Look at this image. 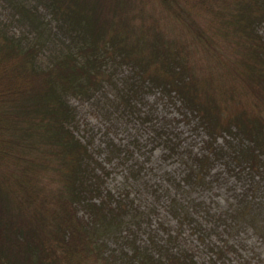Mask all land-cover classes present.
I'll return each instance as SVG.
<instances>
[{
	"label": "trees",
	"instance_id": "16d2710c",
	"mask_svg": "<svg viewBox=\"0 0 264 264\" xmlns=\"http://www.w3.org/2000/svg\"><path fill=\"white\" fill-rule=\"evenodd\" d=\"M108 85L104 111L151 122L167 152L180 139L170 121L136 104L157 91L176 105L201 136L181 181L204 184L222 161L243 188L217 222L264 237V0H0V264H198L180 233L148 223L140 242L126 221L132 201L107 187L106 162L131 150L78 135L70 98ZM206 247L199 264L235 251Z\"/></svg>",
	"mask_w": 264,
	"mask_h": 264
},
{
	"label": "rangeland",
	"instance_id": "374dc122",
	"mask_svg": "<svg viewBox=\"0 0 264 264\" xmlns=\"http://www.w3.org/2000/svg\"><path fill=\"white\" fill-rule=\"evenodd\" d=\"M209 63L217 64L216 60ZM126 71L123 66L115 69L113 80L117 85ZM115 93L108 85L90 100L78 101L72 96L70 101L77 108L78 135L90 138L94 149L103 150L102 141L109 136L131 150L126 158L106 162L110 170L106 185L113 193L125 194V198L132 201L126 221L140 222L134 226L139 241L144 239L148 223L152 227L161 222L172 232L180 233L176 244L193 253L198 264L207 259L206 245L211 241L221 244L222 240L233 244L235 251H230L216 264H264L262 233L238 219L230 224L217 222V215L223 216L235 206L243 188L241 180L225 169L222 161H217L204 184L181 181L190 163L187 152L200 147L201 136L183 120L176 105L157 91L147 92L136 104L140 111L151 115V121H170L169 132L173 131L180 139L176 152H167L162 138L153 132L151 122H141L135 113L131 115L127 111H104ZM263 195L264 190L257 192L256 198L263 199ZM262 208L264 212V206ZM181 210L186 214L185 219ZM260 218L264 224V214Z\"/></svg>",
	"mask_w": 264,
	"mask_h": 264
}]
</instances>
